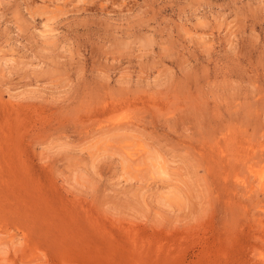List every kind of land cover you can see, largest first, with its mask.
<instances>
[{"label": "rangeland", "instance_id": "obj_1", "mask_svg": "<svg viewBox=\"0 0 264 264\" xmlns=\"http://www.w3.org/2000/svg\"><path fill=\"white\" fill-rule=\"evenodd\" d=\"M0 264H264V0H0Z\"/></svg>", "mask_w": 264, "mask_h": 264}]
</instances>
